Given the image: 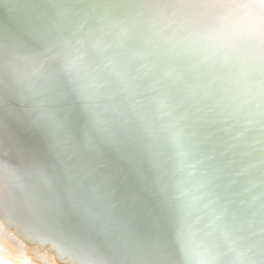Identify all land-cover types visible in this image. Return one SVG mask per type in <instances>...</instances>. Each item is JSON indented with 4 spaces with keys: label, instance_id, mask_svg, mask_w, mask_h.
I'll list each match as a JSON object with an SVG mask.
<instances>
[{
    "label": "bare ground",
    "instance_id": "1",
    "mask_svg": "<svg viewBox=\"0 0 264 264\" xmlns=\"http://www.w3.org/2000/svg\"><path fill=\"white\" fill-rule=\"evenodd\" d=\"M0 264H264V0H0Z\"/></svg>",
    "mask_w": 264,
    "mask_h": 264
}]
</instances>
